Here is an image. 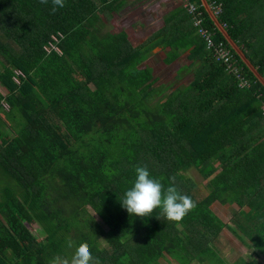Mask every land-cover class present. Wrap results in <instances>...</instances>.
<instances>
[{
    "label": "trees",
    "instance_id": "16d2710c",
    "mask_svg": "<svg viewBox=\"0 0 264 264\" xmlns=\"http://www.w3.org/2000/svg\"><path fill=\"white\" fill-rule=\"evenodd\" d=\"M193 1L250 88H240L216 60L189 14L190 33L185 23L184 31L170 26L135 47L127 33L106 25L118 0H65L54 13L52 0H0V175L9 185L0 189V264L70 259L69 238L76 246L86 242L100 264H162L168 257L179 264H264V138L250 124L264 119V86L202 1ZM209 2L221 4L219 22L264 77V0ZM159 47L168 66L189 51L186 68L197 69L188 86L159 84L150 64ZM136 166L196 207L179 223L160 208L130 216L120 200ZM191 169L209 181L204 197L186 175ZM216 202L237 207L229 222L213 210ZM259 213L263 219L252 225ZM225 230L251 247L248 257L222 258Z\"/></svg>",
    "mask_w": 264,
    "mask_h": 264
},
{
    "label": "clouds",
    "instance_id": "9594fccd",
    "mask_svg": "<svg viewBox=\"0 0 264 264\" xmlns=\"http://www.w3.org/2000/svg\"><path fill=\"white\" fill-rule=\"evenodd\" d=\"M40 3L47 4L48 0H40ZM52 4L54 13L58 8L65 7V0H52ZM135 173L133 186L120 200L121 206L130 216L149 217L155 209L160 208L162 215L168 221L179 223L196 207L195 202L189 196L181 194L174 185L164 190L161 180L150 177L146 166H136ZM67 244L69 248L75 249L71 258L56 257L50 261V264H100L99 258L92 256L86 242L76 246L69 238Z\"/></svg>",
    "mask_w": 264,
    "mask_h": 264
},
{
    "label": "crops",
    "instance_id": "0c3cea01",
    "mask_svg": "<svg viewBox=\"0 0 264 264\" xmlns=\"http://www.w3.org/2000/svg\"><path fill=\"white\" fill-rule=\"evenodd\" d=\"M122 1L124 0H118V4L115 5L116 12H114V31L115 32L124 31L125 33H127L130 42L135 47L147 42L152 36L161 34V32H163L164 29L170 26L171 28H173V30L176 29L177 27V28H181V30L184 31L185 29L181 24L185 23L186 26L187 25L189 26V24H191L190 21L187 22L188 18L184 7V0H126L127 8L125 10H122V4L125 2ZM184 18H186V20ZM183 20H185V22H181ZM179 25L181 27H179ZM188 26L187 28L186 27L185 28L186 30L189 31ZM182 33L183 32L180 31L178 35L182 37L187 36V35H182ZM135 41H138L139 43L135 44ZM156 49H159L160 51L163 52L164 55L163 60H164L167 51L162 50L160 47ZM156 49H154V51ZM154 51H153V55H154ZM159 54H161V52ZM188 55H189V51L185 52L180 57L179 60L187 59L186 57H188ZM161 56L162 55H160V57ZM193 67H196L195 68L196 71L197 66H192L191 68ZM259 117L260 116L254 117V119L251 120L250 124H252L256 130L255 132L256 138L259 141H261L264 138V119ZM248 138L251 137L248 136ZM208 182H209L208 180H204V185L207 186ZM217 205L221 207H228L216 202L213 205L214 211L215 208H217L219 212L222 211L217 207ZM215 213L218 214L216 211ZM260 218H262V213L261 214L259 213V215H257L254 219H252L251 224L252 225L259 224L260 221L258 219ZM221 219L223 220V218Z\"/></svg>",
    "mask_w": 264,
    "mask_h": 264
},
{
    "label": "rangeland",
    "instance_id": "374dc122",
    "mask_svg": "<svg viewBox=\"0 0 264 264\" xmlns=\"http://www.w3.org/2000/svg\"><path fill=\"white\" fill-rule=\"evenodd\" d=\"M124 1H122L124 2L122 4V10H125L127 8V2L126 0ZM185 11L187 13L186 8H185ZM106 25L108 28H111V31H114V18H112L111 20H108ZM186 33L188 34L190 32L187 30ZM192 36L193 35L189 34L187 36V39H192ZM137 43L139 42L135 41V44ZM160 52L161 54H159ZM160 55L162 56L160 57ZM163 58H164L163 52L160 51L159 49H156L154 51L153 57L150 60V64L156 67V75L159 76L160 78L159 81L161 82L159 84H164L165 86H168V89H174L176 87L188 86L193 81L195 77L194 72H195L196 67H193L191 69L186 68V66L189 64L187 59L177 60L176 62L168 66L164 62ZM181 69H183L184 72L180 75V77L177 78V76H175L176 72ZM186 69H189V70L185 71ZM0 89L2 90V88ZM5 108L7 109L8 106L5 105ZM252 109L254 110L259 109V103L252 105ZM186 175L193 178V180L197 184L198 188L195 191L197 195L200 197H204L207 193L206 185H204V179L200 175V173L196 169H191L190 171L186 173ZM8 186L9 185H8L7 177L0 175V189H2L3 191L4 189L8 188ZM261 189H262V192H264V183L261 184ZM217 207L222 210L219 212L218 209L215 208V211L218 213L217 216L220 218H223L224 222H229L231 220L233 216V210L237 208L235 206L228 208V207H221L219 205H217ZM96 219L99 222H101L100 218H98L97 216H96ZM262 219L263 217L258 220L261 222ZM30 227L32 228L34 233L37 235L38 239L42 240L45 237V234L42 232L40 226L36 224L33 220H32ZM223 235H224V239H223L224 241L220 242L219 248L221 250V256L224 260L233 263L243 255L248 257V255H250V253L252 252L251 247L243 239L236 236L235 233L230 232L229 230H225ZM102 244L103 246H107L105 240H102ZM171 248L176 253L179 254V252L176 251V249H174L173 247ZM261 260H264V257H261ZM161 262L162 264H179L176 260H173L169 257H168V260L166 261L162 260ZM192 264H205V263L193 262Z\"/></svg>",
    "mask_w": 264,
    "mask_h": 264
},
{
    "label": "built area",
    "instance_id": "2783aa9c",
    "mask_svg": "<svg viewBox=\"0 0 264 264\" xmlns=\"http://www.w3.org/2000/svg\"><path fill=\"white\" fill-rule=\"evenodd\" d=\"M209 3V7L213 14L218 17L222 13V6L216 2ZM184 7L187 9V13L192 17V23L194 27L198 29L199 35L205 40L207 49L213 52L216 60L225 65L228 74L234 76L240 88H250V82L243 74L242 68L238 65L237 61L231 50L223 42H216L212 31L204 27V18L202 13L199 12V5L193 0H184ZM52 48L59 50L56 46L52 45ZM48 51L51 49L47 48ZM21 73V72H17ZM258 99L261 101V111L264 115V100L263 94L258 95Z\"/></svg>",
    "mask_w": 264,
    "mask_h": 264
},
{
    "label": "water",
    "instance_id": "95a60500",
    "mask_svg": "<svg viewBox=\"0 0 264 264\" xmlns=\"http://www.w3.org/2000/svg\"><path fill=\"white\" fill-rule=\"evenodd\" d=\"M202 5L204 6L206 12L213 20L217 29L223 34L225 39L230 44L231 48L236 52V54L241 58V60L245 63L247 68L255 75V77L260 81V83L264 86V77L258 72V70L252 65L249 59L245 56L241 47H239L230 37L225 27L219 22L218 18L213 14L212 10L209 7L208 0H202Z\"/></svg>",
    "mask_w": 264,
    "mask_h": 264
}]
</instances>
